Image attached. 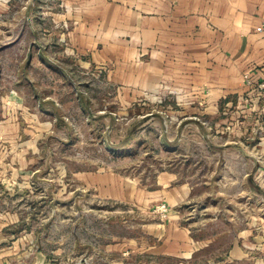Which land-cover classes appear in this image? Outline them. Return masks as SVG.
<instances>
[{
  "label": "rangeland",
  "instance_id": "1",
  "mask_svg": "<svg viewBox=\"0 0 264 264\" xmlns=\"http://www.w3.org/2000/svg\"><path fill=\"white\" fill-rule=\"evenodd\" d=\"M60 1L0 0V95L14 88L27 106L5 104L0 113L1 174L17 181L9 189L0 178V211L19 217L15 239L31 234L16 264L36 256L50 264H264V136L230 137L225 124L215 126L218 118L199 124L191 139L173 122L163 130L156 111L146 122L147 101L126 108L104 68L61 59L74 53L69 24H58ZM32 56L36 74H28ZM11 119L15 142L7 137ZM177 131L184 140L174 139ZM162 170L179 171L174 182L193 187L175 223L172 207L161 214L133 197L105 195L84 173L155 187ZM170 221L193 246L206 244L191 257L163 253ZM236 245L243 256L231 255Z\"/></svg>",
  "mask_w": 264,
  "mask_h": 264
},
{
  "label": "crops",
  "instance_id": "2",
  "mask_svg": "<svg viewBox=\"0 0 264 264\" xmlns=\"http://www.w3.org/2000/svg\"><path fill=\"white\" fill-rule=\"evenodd\" d=\"M60 5L58 24H69L67 48L74 53L61 59L77 67L104 68L126 108L135 101H147L141 108L146 109L141 115L146 122L156 117L152 115L156 111L163 130V125L173 122L178 129L187 127L191 139L199 124L218 118L215 126L225 124L230 137L264 136L257 133L264 127V98L259 102L245 98L250 86L242 77L250 69L254 82L264 80V27L256 30L264 21V0H61ZM36 59L29 57L28 74H36ZM49 73L69 74L67 70ZM167 99L175 103H167ZM5 104L14 109L27 107L14 88L1 91L0 113ZM14 120L7 124L12 127V134L7 128V137L13 142L18 135ZM5 131L3 119L0 137ZM175 138L182 141L185 135L177 131ZM35 139L23 140V144L31 146ZM260 146L264 155L263 141ZM3 154L0 152V163ZM3 171L0 164L5 186L15 187L17 181L3 177ZM84 173H88L89 184L101 187L105 195L122 200L133 197L147 207L166 202L173 208L174 223L193 189L188 182H174L179 174L175 170L160 171L155 187L138 185L127 176L123 183L116 175ZM18 220L14 213L0 211V264H16L29 244L31 234L15 239L11 233V224ZM171 228L170 221L165 240L158 246L163 253L191 257L206 244L196 246L197 240L193 246L182 228L180 233ZM244 254L239 245L231 249L236 257ZM37 257L33 264H50Z\"/></svg>",
  "mask_w": 264,
  "mask_h": 264
},
{
  "label": "built area",
  "instance_id": "3",
  "mask_svg": "<svg viewBox=\"0 0 264 264\" xmlns=\"http://www.w3.org/2000/svg\"><path fill=\"white\" fill-rule=\"evenodd\" d=\"M264 27V21L262 22L261 25L256 27L257 31L262 30ZM242 77L244 79V81L246 82V84L248 86H250V90H249V94L245 96V98H247L250 102L251 101H256L259 102V98H264V80L260 81L258 83L254 82L252 76H251V70L247 69L243 72ZM246 99V100H247ZM257 133L259 136L264 135V127L260 128L257 130ZM154 211L160 212L161 214H163L164 212L168 211L169 205L165 202L161 203V204H157L155 206H153Z\"/></svg>",
  "mask_w": 264,
  "mask_h": 264
}]
</instances>
